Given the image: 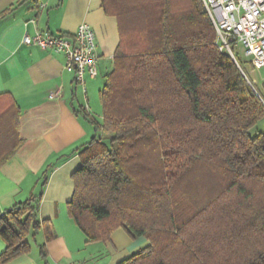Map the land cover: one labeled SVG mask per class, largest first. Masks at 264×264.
Segmentation results:
<instances>
[{"label": "trees", "instance_id": "obj_1", "mask_svg": "<svg viewBox=\"0 0 264 264\" xmlns=\"http://www.w3.org/2000/svg\"><path fill=\"white\" fill-rule=\"evenodd\" d=\"M100 5L119 42L99 91L102 121L75 111L93 136L77 150L71 219L87 242L119 227L146 238L118 264H264V103L245 68L215 45L201 0ZM18 116L13 100L0 113L10 142L0 164L22 142ZM40 198L41 188L0 212V264L28 253L40 230L51 239Z\"/></svg>", "mask_w": 264, "mask_h": 264}, {"label": "crops", "instance_id": "obj_2", "mask_svg": "<svg viewBox=\"0 0 264 264\" xmlns=\"http://www.w3.org/2000/svg\"><path fill=\"white\" fill-rule=\"evenodd\" d=\"M7 8L0 16V113L15 101L22 142L0 164V212L41 188L39 219L49 222L52 234L45 241L40 230L30 240L29 252L7 264H118L145 246V240L119 227L107 240L87 242L67 206L74 191L72 173L80 166L77 150L93 136V126L75 111L82 108L96 119L93 95L101 89L96 77L112 67L119 42L117 19L104 13L100 0H0V13ZM83 22L93 29L100 55L98 75L84 78L85 91L75 82L74 71L65 68L64 55L22 43L24 34H71ZM253 69L247 73L255 84ZM260 89L264 92L263 83ZM1 126L4 151L10 142L3 139ZM43 243L45 258L39 249ZM4 248L0 238V253Z\"/></svg>", "mask_w": 264, "mask_h": 264}, {"label": "built area", "instance_id": "obj_3", "mask_svg": "<svg viewBox=\"0 0 264 264\" xmlns=\"http://www.w3.org/2000/svg\"><path fill=\"white\" fill-rule=\"evenodd\" d=\"M201 1L215 29V45L220 51L237 62L235 51L242 50L252 67L264 62V0ZM22 43L64 55L65 68L74 71V80L84 91L85 76L98 75L100 55L95 33L87 23H80L67 36L36 30L33 35L24 34Z\"/></svg>", "mask_w": 264, "mask_h": 264}, {"label": "rangeland", "instance_id": "obj_4", "mask_svg": "<svg viewBox=\"0 0 264 264\" xmlns=\"http://www.w3.org/2000/svg\"><path fill=\"white\" fill-rule=\"evenodd\" d=\"M235 56L238 59V61H240L242 66L245 68V72L246 73L250 72V70L252 69V66H250V63L248 62V59L243 56L242 50L235 51ZM238 65H239V63H238ZM240 68H241V66H240ZM242 72L245 73L243 71V69H242ZM253 76L255 77V84L253 83V80L251 79V77H249L248 74L245 75L246 80L248 81V83L252 84L256 94L261 99V101L264 103V92L261 91V89H260V86L262 85V83L264 81V62L259 63L258 65H256L254 67ZM96 78H97V80L100 83V86L102 88L104 83H105V81H106L105 70L103 72H100L99 75ZM93 99H94L93 101H94V103H95V105L97 107V110L94 112V115H95L97 121L101 122L102 121V118H101L102 106H101V102H100V97H99L98 91H96V93L93 95ZM252 133H253V131H252ZM139 239H141L142 241L145 240V242L147 243L146 238L140 237Z\"/></svg>", "mask_w": 264, "mask_h": 264}, {"label": "water", "instance_id": "obj_5", "mask_svg": "<svg viewBox=\"0 0 264 264\" xmlns=\"http://www.w3.org/2000/svg\"><path fill=\"white\" fill-rule=\"evenodd\" d=\"M233 61L236 63V65L238 66V68L240 69V71L242 72V70H241V68L239 67V65H238V63L233 59ZM243 73V72H242ZM244 74V73H243ZM245 76V75H244ZM251 86H252V84H250ZM252 88H253V86H252ZM253 90H254V88H253ZM255 91V90H254ZM12 209V207L11 208H8V209H6L5 211H10ZM5 211H3V212H1V215L2 214H4L5 213Z\"/></svg>", "mask_w": 264, "mask_h": 264}]
</instances>
